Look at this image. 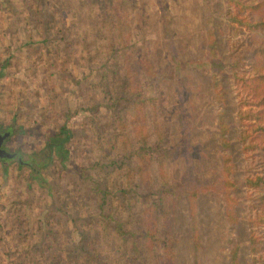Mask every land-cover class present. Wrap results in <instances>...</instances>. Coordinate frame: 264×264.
<instances>
[{"label":"rangeland","instance_id":"374dc122","mask_svg":"<svg viewBox=\"0 0 264 264\" xmlns=\"http://www.w3.org/2000/svg\"><path fill=\"white\" fill-rule=\"evenodd\" d=\"M115 10L122 49L133 45L143 56L136 63L129 53L121 63L132 67V87L157 104L167 132V156L142 170L136 156V167L126 168L130 150L117 149L123 139L114 147L106 137L121 119L137 132L125 139L130 149L153 133L155 115L144 122L134 115L130 88L116 103L107 97L109 82L98 73L112 60L92 64L83 46L92 22L117 23ZM260 14L227 0H0V128L12 131L4 149L17 154L0 159L7 257L16 264H231L233 253L238 264H264V193L247 184L264 174V138L253 149L242 139L264 125L257 120L264 30L247 23ZM63 127L66 155L50 153L49 139Z\"/></svg>","mask_w":264,"mask_h":264},{"label":"trees","instance_id":"16d2710c","mask_svg":"<svg viewBox=\"0 0 264 264\" xmlns=\"http://www.w3.org/2000/svg\"><path fill=\"white\" fill-rule=\"evenodd\" d=\"M228 3L237 5L238 2H244V4L250 8H252L253 13L261 12L260 18L257 22H250L247 21V23L251 25H256L259 26L258 30H264V0H227ZM251 4V5H249ZM116 18H117V23H112L106 20H96L92 22L91 28L93 31V37L91 40H84V48L88 53V59L89 62L94 64V63H99L101 59L107 60L111 58L112 63L106 67V64H104V71H100L98 74L101 76V81H108L109 85L105 83V88L104 92L106 93V96L113 99L114 103H116L117 99L122 97V93L124 90L127 88L131 89V92H133V110H134V115L136 117L142 116L143 122L146 121L147 116L149 114H154L155 118L153 120V130L152 134L154 135V144L153 146L149 147V142H150V134L144 135L143 137H137L136 143L132 144V147H129L128 140L125 141V139L129 138V135L135 134L137 132H132V131H127L128 124L126 122H123L121 119H119L118 123L114 125L113 127V132L109 133L106 139H108L111 142V146L113 145L114 147L119 143L121 139H123V147H121V144L117 149L124 148L128 151L130 150V153L128 155V163H126V168L127 169H134L136 167V164L134 160V156H136V159L138 158L137 163L141 166L139 167V170L145 169L146 163H150V160L154 159L158 161L159 163L162 162L163 158L167 156V150H166V135L167 132L166 130L159 124L158 122V106L152 100V98L148 95L145 94L143 89H140L138 86L137 87H132L133 81H135L134 74L132 75V67L130 68L129 65H123L121 63V59L123 61L127 60V54L130 53V55H134V58L136 59V63H140L143 60V56L140 55L137 57L136 55V50L139 49L133 45L129 47L128 51H124L122 49L121 44L123 43V39L121 37V32H120V26L119 22L122 20V14L121 12H118L115 10ZM123 14L126 16L127 15V9H123ZM124 47V45H123ZM145 46H142L140 49H143ZM257 55H260L261 58L264 57V48L260 49V51H257ZM121 65L125 67V72L122 71ZM135 67V66H133ZM107 88V89H106ZM158 101V99H157ZM156 101V102H157ZM147 103L149 106V109L147 108ZM240 119L243 120L245 123V120L247 119L245 113H241ZM264 119L263 114L257 116L258 121H262ZM256 120V119H255ZM144 126L148 127L147 123H144ZM252 126V125H251ZM254 131L260 132V135H253L252 133L246 132L245 135H243L242 139L244 142L247 141L249 138V142L245 145L246 149H253L257 145H255L253 142L255 138H264V125L262 124H257L255 126ZM126 132V133H125ZM70 138V132L66 130L64 127L61 128L57 133H55L50 139L48 143L49 147V152H57L59 155H66V152H64V141L68 140ZM264 150V146L262 147ZM155 152V155H157L156 158L151 156V152ZM264 157V153H263ZM226 174L229 173V171L225 172ZM247 184L251 186L254 189H259L260 192L263 194L264 193V174L263 175H257L255 179L248 178L247 179ZM234 186V182L227 177L225 181V187L227 191H229L230 188ZM264 198V195H263ZM164 203V201H163ZM153 206V207H152ZM152 206L148 209L149 211L155 213L157 207L156 204H152ZM123 224L118 222L117 227L120 228ZM150 226V225H149ZM122 234H125L123 232ZM146 238L149 236V230L145 232ZM152 236V235H151ZM250 244L252 249H258L256 248L258 237L255 235H251L250 238ZM264 244V241H262ZM153 249V248H152ZM163 249L167 251V263L173 261L174 253H173V245L170 242H167L163 244ZM264 249V248H263ZM156 261H159L160 258L158 256L153 257ZM141 264H155L153 259L149 258L148 261L146 259H142ZM170 260V261H169ZM169 261V262H168ZM147 262V263H146ZM160 263V262H158ZM164 264V263H163ZM231 264H238L237 257L231 253Z\"/></svg>","mask_w":264,"mask_h":264},{"label":"flooded vegetation","instance_id":"af4514ba","mask_svg":"<svg viewBox=\"0 0 264 264\" xmlns=\"http://www.w3.org/2000/svg\"><path fill=\"white\" fill-rule=\"evenodd\" d=\"M0 132L1 133H8L6 134L4 140L2 141L1 145H0V159L3 160L4 162L6 161V158H15L17 157L16 153H9L6 149H4V143L7 141V139L11 136L12 131L11 130H2L0 128ZM19 162L22 164L23 162L19 160Z\"/></svg>","mask_w":264,"mask_h":264},{"label":"crops","instance_id":"0c3cea01","mask_svg":"<svg viewBox=\"0 0 264 264\" xmlns=\"http://www.w3.org/2000/svg\"><path fill=\"white\" fill-rule=\"evenodd\" d=\"M0 229H1V227H0ZM2 233H4L5 234V232H1L0 231V235L2 234ZM5 236V235H4ZM3 239H5V238H3ZM0 241H1V236H0ZM2 243H0V264H16V263H14L13 261H11V259H9L8 257H7V253H6V250H5V245L3 244V245H1Z\"/></svg>","mask_w":264,"mask_h":264},{"label":"water","instance_id":"95a60500","mask_svg":"<svg viewBox=\"0 0 264 264\" xmlns=\"http://www.w3.org/2000/svg\"><path fill=\"white\" fill-rule=\"evenodd\" d=\"M6 134H8V133H4L3 134V133L0 132V145H1L2 141L4 140Z\"/></svg>","mask_w":264,"mask_h":264}]
</instances>
